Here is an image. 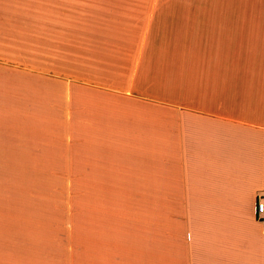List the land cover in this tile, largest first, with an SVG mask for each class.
Instances as JSON below:
<instances>
[{"label": "crops", "instance_id": "obj_1", "mask_svg": "<svg viewBox=\"0 0 264 264\" xmlns=\"http://www.w3.org/2000/svg\"><path fill=\"white\" fill-rule=\"evenodd\" d=\"M28 5L0 0V264H264V24Z\"/></svg>", "mask_w": 264, "mask_h": 264}, {"label": "rangeland", "instance_id": "obj_2", "mask_svg": "<svg viewBox=\"0 0 264 264\" xmlns=\"http://www.w3.org/2000/svg\"><path fill=\"white\" fill-rule=\"evenodd\" d=\"M45 1H50L55 4V0H24V5L32 4L41 5ZM91 1L94 5H98V0H84ZM169 4L179 5L184 4L187 0H168ZM190 1V0H189ZM137 3V2H136ZM203 5L210 6V8H217L210 10V14H213L216 22L225 21V17L231 18L232 21L247 24H264V0H201ZM225 8L229 9V13L221 12ZM92 17L98 18V13L89 14ZM55 200L60 197L55 194ZM56 259V257H53ZM60 264V263H55Z\"/></svg>", "mask_w": 264, "mask_h": 264}, {"label": "built area", "instance_id": "obj_3", "mask_svg": "<svg viewBox=\"0 0 264 264\" xmlns=\"http://www.w3.org/2000/svg\"><path fill=\"white\" fill-rule=\"evenodd\" d=\"M254 216L255 219L264 221V191H261L256 195Z\"/></svg>", "mask_w": 264, "mask_h": 264}]
</instances>
